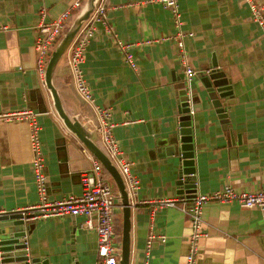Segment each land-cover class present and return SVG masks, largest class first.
Listing matches in <instances>:
<instances>
[{
    "label": "crops",
    "instance_id": "obj_1",
    "mask_svg": "<svg viewBox=\"0 0 264 264\" xmlns=\"http://www.w3.org/2000/svg\"><path fill=\"white\" fill-rule=\"evenodd\" d=\"M74 0H0V114H37L49 200L82 191V172L91 153L57 115L50 91L36 71L34 49L40 21L59 18ZM190 81L193 190L207 194L228 184L237 191L264 190V38L244 0H177ZM105 24H98L80 68L94 105L110 108L113 130L139 187L130 195L129 264H186L191 224L176 206L179 163L171 155L179 126L184 66L178 59L171 12L154 0H104ZM108 28V30H107ZM116 41L132 45L136 70ZM149 42V43H146ZM212 62L227 74L233 90L228 116L217 117L198 77ZM66 114L78 119L105 152L95 127L98 114L75 89L65 55L52 77ZM29 128L0 119V210L38 201L31 167ZM114 232L120 247L122 209L118 197ZM207 236L198 242L195 264H264V216L236 202H210L203 210ZM83 216L35 222L27 233L29 253L48 264H95L96 233ZM150 234L155 239L147 250Z\"/></svg>",
    "mask_w": 264,
    "mask_h": 264
},
{
    "label": "built area",
    "instance_id": "obj_2",
    "mask_svg": "<svg viewBox=\"0 0 264 264\" xmlns=\"http://www.w3.org/2000/svg\"><path fill=\"white\" fill-rule=\"evenodd\" d=\"M85 1L74 0L73 4L55 20L45 21L43 20L44 13H41L40 21L36 28L34 49L36 51V71L42 82L45 80V70L50 53L65 34L67 30L66 24L69 19L73 14L77 16L83 8ZM154 1L168 7L171 12L172 22L175 28L172 38L176 42L178 59L184 66V84L187 89L186 102L189 106V114L192 115L190 81L195 75V72L188 63L185 38L192 36L193 33L184 31L181 27L182 16L178 8L177 0ZM244 2L250 10L252 20L259 27L264 38V0H244ZM105 11L106 6L104 5V0H98L89 18L77 31L65 53L68 66L72 72L76 92L86 103L93 105L97 112L98 124L95 127V132L105 149L104 153L119 172L126 191L130 196L139 187V182L130 171L131 162L124 157L118 142L114 138L113 130L116 124L111 121V110L110 108H101L94 105L91 92L80 68V64L84 60L86 47L96 31V26L98 24H105ZM116 45L122 52L124 61L136 70L133 56L128 52L132 45L119 41H116ZM0 119L8 122H25L27 124L29 128L30 149L32 151L31 167L33 181L38 194V201L36 203L11 210L10 212L0 210V215L19 214L25 224L63 216H83L84 227L94 230L96 233L97 250L95 264H118L120 247L116 245L115 241L114 220L119 205V195L114 181L100 161L91 155L92 161L90 168L82 172L81 194L70 195L60 200H49L47 196V176L39 139L40 126L37 120V114L30 110H17L0 114ZM176 202L181 204L180 210L188 215L191 224L186 264H195L198 242L201 238L207 236L203 210L208 203L236 202L242 209L257 208L264 216V190L237 191L228 184L221 186L214 192L202 194L195 190L192 197L182 195L176 199L160 201V204L176 206ZM156 238L162 242L164 241V236L150 234L146 241L147 250ZM144 264H147V262L144 261Z\"/></svg>",
    "mask_w": 264,
    "mask_h": 264
},
{
    "label": "water",
    "instance_id": "obj_3",
    "mask_svg": "<svg viewBox=\"0 0 264 264\" xmlns=\"http://www.w3.org/2000/svg\"><path fill=\"white\" fill-rule=\"evenodd\" d=\"M97 1L98 0L85 1L81 11L71 22L63 37L50 53L45 70V84L50 91L53 106L59 118L63 121L66 128L83 143L86 149L100 161L117 187L120 206L122 209L120 257L118 264H129L131 214L130 196L126 191L119 172L111 163L104 151H102L91 139V133L78 119L71 118L66 114L60 96L52 83L53 72L57 63L66 52L77 31L89 18ZM211 65L212 66L206 70L205 74H198V77L200 78L204 90L207 93V98L210 100V104L214 108L217 117L224 120L228 116V110L232 105L234 97L231 80L228 79V76L224 71L217 67L216 63L212 62ZM180 93V129L175 137V142L172 143L171 155L176 156L177 162L179 163L177 180L178 193L187 197H192L194 195V190L192 189L194 183V145L192 140V121L189 114V106L186 102L187 89L184 83L181 87ZM32 224L34 223L25 224L19 214L0 215V264H48L47 260L39 257H33L29 253L26 237L27 233L33 226Z\"/></svg>",
    "mask_w": 264,
    "mask_h": 264
},
{
    "label": "trees",
    "instance_id": "obj_4",
    "mask_svg": "<svg viewBox=\"0 0 264 264\" xmlns=\"http://www.w3.org/2000/svg\"><path fill=\"white\" fill-rule=\"evenodd\" d=\"M75 16H76V14H73L72 17L69 19V21H68L67 24H66V29H67L68 26L71 24V22L74 20ZM64 55H65V53L63 54V56H64ZM63 56H62V57H63ZM62 57H61V58H62ZM61 58H60V59H61Z\"/></svg>",
    "mask_w": 264,
    "mask_h": 264
}]
</instances>
